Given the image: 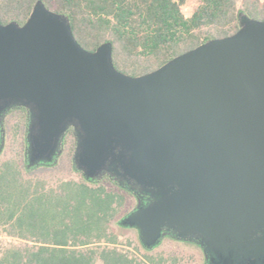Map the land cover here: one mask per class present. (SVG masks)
<instances>
[{"label": "water", "instance_id": "water-1", "mask_svg": "<svg viewBox=\"0 0 264 264\" xmlns=\"http://www.w3.org/2000/svg\"><path fill=\"white\" fill-rule=\"evenodd\" d=\"M16 107L29 168L56 164L73 129L87 179L113 173L155 198L123 222L146 243L169 227L264 264V21L241 14L236 33L131 76L111 43L84 49L38 0L24 24L0 23V156Z\"/></svg>", "mask_w": 264, "mask_h": 264}, {"label": "trees", "instance_id": "trees-1", "mask_svg": "<svg viewBox=\"0 0 264 264\" xmlns=\"http://www.w3.org/2000/svg\"><path fill=\"white\" fill-rule=\"evenodd\" d=\"M38 0H0V23L24 24ZM69 17L78 43L95 51L111 43L117 70L140 76L174 57L236 33L240 16L264 21V0H42ZM196 3L187 18L185 3ZM28 110L16 107L4 121L10 155L0 157V232L24 244L0 250V264H142L118 249L110 230L127 204L120 178L111 173L87 179L74 162L73 129L56 164L27 163ZM6 145V144H5ZM67 171L68 174L64 175ZM93 246H96L95 248Z\"/></svg>", "mask_w": 264, "mask_h": 264}, {"label": "flooded vegetation", "instance_id": "flooded-vegetation-1", "mask_svg": "<svg viewBox=\"0 0 264 264\" xmlns=\"http://www.w3.org/2000/svg\"><path fill=\"white\" fill-rule=\"evenodd\" d=\"M108 174L111 173H105V175ZM120 182L122 185L126 184L131 186V189L125 188L121 191L126 193L128 195L127 200L134 201L135 205L126 212L121 211L117 220L115 219L110 223V230L118 235V232L114 228L115 226L118 230L123 232L126 239V250H120L119 237L118 243H113L106 239L98 242L97 247L99 249L104 247H107L108 249H118L122 254L128 256L129 259L134 258L137 262H142V264H244L240 261V257L237 259L231 258L228 254L220 255V253H218L200 236L182 235L181 231L169 227L162 228V235L156 243H146L140 237L138 228L130 227L123 222L137 209L138 205H140V207H146L149 203L153 202L155 198L150 194H143L141 188L132 182L129 183L122 178H120ZM132 230L135 231L136 236L128 237V233ZM97 264L104 263L102 260H98ZM247 264H261V261L253 260Z\"/></svg>", "mask_w": 264, "mask_h": 264}, {"label": "rangeland", "instance_id": "rangeland-1", "mask_svg": "<svg viewBox=\"0 0 264 264\" xmlns=\"http://www.w3.org/2000/svg\"><path fill=\"white\" fill-rule=\"evenodd\" d=\"M196 7H197L196 3H192V2L187 1L185 3V5L182 7L184 15L187 18H189L192 15V13L194 12ZM12 142H13L12 138L8 137L6 139V145H5L3 153L0 156L1 158H5L8 155H10V147H12V145H13ZM67 174H68V172L65 171L64 175H67ZM134 205H135L134 201L128 199L127 200V204L124 207V209L122 210V212H126V211L130 210L131 208L134 207ZM114 228L118 232V237H119V240H120V245H119L120 250H126V248H125V240H126L125 239V235L123 234V232H121V230H118L115 226H114ZM127 236L128 237H133V236H136V233H135L134 230H132V231H130L128 233ZM21 244H24V243L19 241V240H15V239L9 238L7 236H4L0 232V250H2L3 248L8 247L10 245H21ZM93 247L95 248L96 246H93Z\"/></svg>", "mask_w": 264, "mask_h": 264}]
</instances>
